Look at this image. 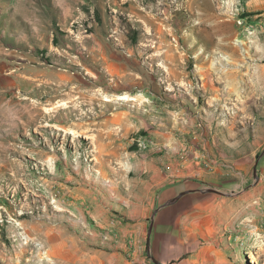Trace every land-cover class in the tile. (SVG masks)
Returning a JSON list of instances; mask_svg holds the SVG:
<instances>
[{"label": "rangeland", "instance_id": "374dc122", "mask_svg": "<svg viewBox=\"0 0 264 264\" xmlns=\"http://www.w3.org/2000/svg\"><path fill=\"white\" fill-rule=\"evenodd\" d=\"M243 4L0 0V264H95L108 247L107 217L95 216L106 184L127 177L126 161L152 156L201 171L157 190L148 264H163L151 234L169 222L168 206L190 230L187 250L165 254L171 262L264 264V59L253 55ZM87 89L94 100L78 93ZM210 135L215 144L203 147ZM227 135L232 144L218 143Z\"/></svg>", "mask_w": 264, "mask_h": 264}, {"label": "crops", "instance_id": "0c3cea01", "mask_svg": "<svg viewBox=\"0 0 264 264\" xmlns=\"http://www.w3.org/2000/svg\"><path fill=\"white\" fill-rule=\"evenodd\" d=\"M243 1L246 18L255 27L254 32L248 35L254 47L253 55L257 54V58L263 60L264 0ZM241 28V26L238 27L237 34L243 33V37L245 36V32ZM214 136L210 135V137H207L202 146H213L215 144ZM228 136L220 138L221 141L218 143L232 144L228 143ZM170 145L173 150H176L180 147L181 143L172 139ZM187 147L186 154L197 152L193 149L192 145L187 144ZM200 161L204 162L203 156H201ZM125 164L123 168L126 169L124 171L127 177L122 179L116 178V180H112L106 184V188L104 187L109 194L106 203L108 204L106 207L107 211L103 208L104 211L101 210L95 214L97 217H107L106 235L108 238L107 249L101 250L102 253L94 252V255L91 256V262L95 258V264H148V261L142 256L145 240V224L157 195V190L165 183L174 181V176H182L185 180V176H191L190 174H193V171L197 173L201 171L194 170V165L187 166L185 163L176 161L172 156L165 158L152 156L148 159L140 160L132 159L126 161ZM129 172L133 173L132 176L128 175ZM185 190H191L189 192H192L196 190V187H186ZM196 207L199 208L200 204L197 203ZM113 210H120L118 212L123 216L114 220L112 218ZM164 210L160 214L165 213L169 222L166 220L165 224L158 225L155 221L151 234L152 252L158 257L159 262L163 264H185L186 261H190L189 257L185 258V256H182L177 261L171 262V258H166L165 254L181 246L187 250L190 246L187 242L190 230L186 227L185 220L180 225H177V221L175 222L173 218L175 213L169 209V206L164 207ZM181 215L185 216L184 209ZM169 216H172L173 219L171 220ZM159 233L162 234L159 235ZM182 233L185 234V238L181 237ZM97 255H102V259H97Z\"/></svg>", "mask_w": 264, "mask_h": 264}, {"label": "bare ground", "instance_id": "6f19581e", "mask_svg": "<svg viewBox=\"0 0 264 264\" xmlns=\"http://www.w3.org/2000/svg\"><path fill=\"white\" fill-rule=\"evenodd\" d=\"M234 3V2H233ZM197 27H199V26H197ZM171 57V56H170ZM121 68V67H120ZM116 75L117 76H119V77H125V75H121V74H117L116 73ZM137 80V79H136ZM63 84V83H62ZM78 88H77V86H72L71 88H70V90H69V92H67L68 93V95L70 96V94L72 93V92H74V91H76ZM78 93H80L81 95H83V96H85V97H87V99L88 100H94V98H95V94H96V92H95V90L93 91L92 89H87V90H83V91H81V90H79L78 91ZM98 94V93H97ZM105 96V95H104ZM114 96V95H113ZM116 98L117 99H124V100H131V99H135L133 96L132 97H129V96H127V95H123V94H118V95H116ZM104 99L105 100H110V97H104ZM112 100V99H111ZM70 102V101H69ZM11 103V102H10ZM63 103V102H62ZM92 103V102H91ZM36 106V105H35ZM9 107V106H8ZM16 107H17V109L19 108V110L21 109V110H23V111H25L28 115H30L31 117L33 116V112L36 110V107H34V106H29L28 104H26V103H23V102H18V104L16 105ZM16 107H15V109H16ZM69 107H71V106H69L68 105V107L67 108H69ZM66 108V109H67ZM6 109V108H5ZM6 110H8V108L6 109ZM71 110H73L72 108H71ZM9 113V112H8ZM10 114V113H9ZM81 116V115H80ZM79 116V117H80ZM100 117V116H99ZM85 118V117H84ZM82 119V118H81ZM87 124V123H86ZM81 125V124H80ZM90 128V127H89ZM79 132V134H81V133H83V132H80V131H78ZM74 133V132H73ZM193 164V163H192ZM247 195V194H246ZM246 197V196H245ZM243 198H244V196H243ZM248 199V198H247ZM243 200H245V199H243ZM250 201V200H249ZM247 204V203H246ZM248 205V204H247ZM232 208H233V206H232ZM239 208V207H238ZM242 208V207H241ZM243 208H244V206H243ZM242 208V209H243ZM252 208H253V206H252ZM246 209H248V208H246ZM256 210V209H255ZM239 211V210H238ZM237 211V212H238ZM245 211V210H244ZM238 214V213H237ZM236 214V215H237ZM171 244V243H170ZM173 248V247H172ZM55 257H58V258H61L60 256H58V255H55ZM251 260H253V259H251Z\"/></svg>", "mask_w": 264, "mask_h": 264}, {"label": "water", "instance_id": "95a60500", "mask_svg": "<svg viewBox=\"0 0 264 264\" xmlns=\"http://www.w3.org/2000/svg\"><path fill=\"white\" fill-rule=\"evenodd\" d=\"M198 190H199V189H198ZM208 190H209V189H208ZM210 190H212V189H210ZM189 191H191V190L181 191V192H179L176 196H174V197L168 199L166 202H164V203H162L161 205H159L157 208L154 209L153 214H152V217H153L154 213H155L159 208H161V207H163V206H166V205H168V204L173 203V202L176 201L179 197H181L183 194H185V193H187V192H189ZM148 232H150V228H149V231H148ZM151 259H152V261H153L155 264H158V261H157L156 259H154L153 257H151Z\"/></svg>", "mask_w": 264, "mask_h": 264}]
</instances>
